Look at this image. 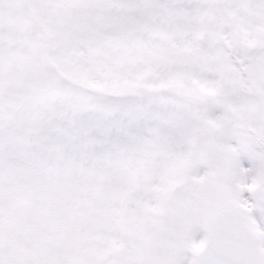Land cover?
Returning <instances> with one entry per match:
<instances>
[{
    "label": "snow or ice",
    "instance_id": "obj_1",
    "mask_svg": "<svg viewBox=\"0 0 264 264\" xmlns=\"http://www.w3.org/2000/svg\"><path fill=\"white\" fill-rule=\"evenodd\" d=\"M0 264H264V0H0Z\"/></svg>",
    "mask_w": 264,
    "mask_h": 264
}]
</instances>
